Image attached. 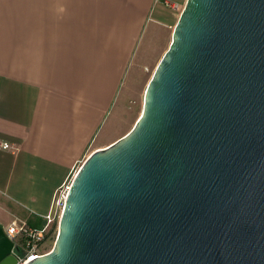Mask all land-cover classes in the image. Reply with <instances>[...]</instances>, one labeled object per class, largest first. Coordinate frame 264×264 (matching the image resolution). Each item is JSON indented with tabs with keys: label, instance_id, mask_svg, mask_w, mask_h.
I'll list each match as a JSON object with an SVG mask.
<instances>
[{
	"label": "water",
	"instance_id": "water-1",
	"mask_svg": "<svg viewBox=\"0 0 264 264\" xmlns=\"http://www.w3.org/2000/svg\"><path fill=\"white\" fill-rule=\"evenodd\" d=\"M12 248L0 226V264ZM24 264H264V0H186L140 116Z\"/></svg>",
	"mask_w": 264,
	"mask_h": 264
},
{
	"label": "crops",
	"instance_id": "crops-1",
	"mask_svg": "<svg viewBox=\"0 0 264 264\" xmlns=\"http://www.w3.org/2000/svg\"><path fill=\"white\" fill-rule=\"evenodd\" d=\"M185 2L0 0V226L41 228L55 190L132 128L141 110L110 133Z\"/></svg>",
	"mask_w": 264,
	"mask_h": 264
},
{
	"label": "built area",
	"instance_id": "built-area-1",
	"mask_svg": "<svg viewBox=\"0 0 264 264\" xmlns=\"http://www.w3.org/2000/svg\"><path fill=\"white\" fill-rule=\"evenodd\" d=\"M166 4L174 9L178 8V4ZM3 147L6 148L8 146L7 144H4ZM71 180L72 178L69 182H65L55 190L49 211L43 216L45 223L41 228H35L29 225L25 220L21 219L12 220L9 224L3 227L6 236L13 243L11 254L16 258L15 264H24L28 260L50 251L42 250L40 245L43 238L46 236L47 229L51 222L55 218H57L58 221L60 219Z\"/></svg>",
	"mask_w": 264,
	"mask_h": 264
},
{
	"label": "rangeland",
	"instance_id": "rangeland-1",
	"mask_svg": "<svg viewBox=\"0 0 264 264\" xmlns=\"http://www.w3.org/2000/svg\"><path fill=\"white\" fill-rule=\"evenodd\" d=\"M157 63L158 61L150 64L148 63L145 64L146 65L145 67H141V69H138L133 83L135 85L140 86L139 87L140 89L138 92L135 91V93H133L134 95H131L129 97V102H127L128 103L127 107L125 106L124 109H122L117 116L118 119L117 121L119 123L110 130V133L111 132L113 133L117 130L124 131V128L126 130L132 125L131 123L128 125L127 121L129 118L134 119L140 113V110H142L144 91L149 79L151 78L154 72ZM130 80H129V84H130ZM58 222L59 221L57 220V218H55L48 227L46 236L43 238L40 245L42 250H51L53 248L58 233Z\"/></svg>",
	"mask_w": 264,
	"mask_h": 264
}]
</instances>
